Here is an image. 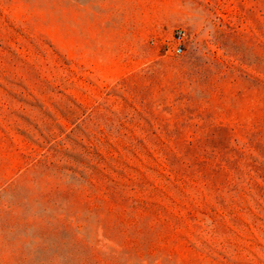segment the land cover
<instances>
[{
  "label": "rangeland",
  "instance_id": "374dc122",
  "mask_svg": "<svg viewBox=\"0 0 264 264\" xmlns=\"http://www.w3.org/2000/svg\"><path fill=\"white\" fill-rule=\"evenodd\" d=\"M0 264H264V0H0Z\"/></svg>",
  "mask_w": 264,
  "mask_h": 264
},
{
  "label": "built area",
  "instance_id": "2783aa9c",
  "mask_svg": "<svg viewBox=\"0 0 264 264\" xmlns=\"http://www.w3.org/2000/svg\"><path fill=\"white\" fill-rule=\"evenodd\" d=\"M177 41V46L175 47V52L180 54L184 50L185 39H186V32L183 30H179L175 36Z\"/></svg>",
  "mask_w": 264,
  "mask_h": 264
}]
</instances>
